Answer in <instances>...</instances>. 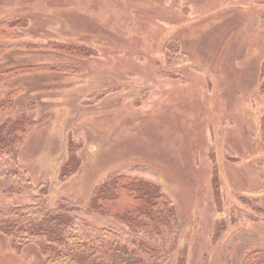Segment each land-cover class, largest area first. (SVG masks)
Returning <instances> with one entry per match:
<instances>
[{"label": "rangeland", "instance_id": "obj_1", "mask_svg": "<svg viewBox=\"0 0 264 264\" xmlns=\"http://www.w3.org/2000/svg\"><path fill=\"white\" fill-rule=\"evenodd\" d=\"M10 22L19 35L0 38L15 45L0 73L81 66L0 76V103L24 88L0 132L21 114L38 121L17 156L47 188L45 207L67 198L93 224L128 230L85 210L122 171L173 199L183 230L171 264L184 248L186 264H242L255 250L264 260V0H0ZM72 150L79 169L63 178ZM38 196L0 192V207ZM44 263L37 242L15 251L0 232V264Z\"/></svg>", "mask_w": 264, "mask_h": 264}, {"label": "trees", "instance_id": "obj_2", "mask_svg": "<svg viewBox=\"0 0 264 264\" xmlns=\"http://www.w3.org/2000/svg\"><path fill=\"white\" fill-rule=\"evenodd\" d=\"M17 23H0V38L18 36ZM21 45H32L21 43ZM15 45H0V56ZM45 48L63 49L66 52H82L76 47H60L56 43L41 45ZM80 65L38 64L15 68L12 72L51 70L74 73ZM20 87L9 92L6 101L0 103V112L23 93ZM38 121L21 114L14 122H8L0 133V192L6 195L40 192L38 204L0 207V232L11 238V246L20 251L25 245L37 242L45 257L44 264H171L177 253L183 230V220L173 199L156 184L136 186L139 178L118 171L109 174L92 194L85 209L89 214L113 217L129 226L128 230L99 227L76 214L77 205L67 198L60 199L55 208L42 203L47 194L45 186L36 187L21 165L18 152ZM264 140V127L262 129ZM63 178L79 169V158L72 150ZM41 239V240H39ZM259 250L249 252L242 264H264ZM186 248L178 252L176 264H186Z\"/></svg>", "mask_w": 264, "mask_h": 264}]
</instances>
